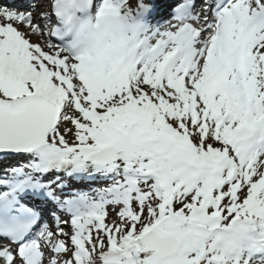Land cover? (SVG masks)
I'll use <instances>...</instances> for the list:
<instances>
[{
	"label": "snow or ice",
	"instance_id": "1",
	"mask_svg": "<svg viewBox=\"0 0 264 264\" xmlns=\"http://www.w3.org/2000/svg\"><path fill=\"white\" fill-rule=\"evenodd\" d=\"M0 264H264V0L0 3Z\"/></svg>",
	"mask_w": 264,
	"mask_h": 264
}]
</instances>
